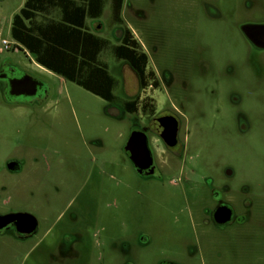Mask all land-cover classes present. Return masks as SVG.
<instances>
[{
  "label": "rangeland",
  "instance_id": "obj_1",
  "mask_svg": "<svg viewBox=\"0 0 264 264\" xmlns=\"http://www.w3.org/2000/svg\"><path fill=\"white\" fill-rule=\"evenodd\" d=\"M129 1L143 11L131 22L88 16L108 40L98 57L115 80L106 100L38 65L11 34L25 0H0V65L14 63L48 89L44 100L12 103L0 86V213L39 222L31 236L0 232V264H264V48L243 32L264 24V0ZM128 23L157 86L142 88L115 54ZM166 114L180 121L174 148L156 134ZM137 131L148 137L154 174L139 173L125 152ZM13 157L21 171L6 168ZM211 187L245 223L211 230Z\"/></svg>",
  "mask_w": 264,
  "mask_h": 264
},
{
  "label": "trees",
  "instance_id": "obj_2",
  "mask_svg": "<svg viewBox=\"0 0 264 264\" xmlns=\"http://www.w3.org/2000/svg\"><path fill=\"white\" fill-rule=\"evenodd\" d=\"M25 0L13 16V39L46 69L73 81L90 92L113 100L114 77L106 65L98 62L108 40L96 35L86 18L103 12V0ZM84 1V3H83ZM123 0H112V19L123 24ZM122 43L114 47L118 58L125 59L138 74L142 88L157 86L153 70L148 69L149 55L133 30L125 25L119 33ZM152 81V83H150ZM129 112L138 109V99L128 100Z\"/></svg>",
  "mask_w": 264,
  "mask_h": 264
},
{
  "label": "water",
  "instance_id": "obj_3",
  "mask_svg": "<svg viewBox=\"0 0 264 264\" xmlns=\"http://www.w3.org/2000/svg\"><path fill=\"white\" fill-rule=\"evenodd\" d=\"M245 35L257 46L264 48V24H247L243 26ZM33 82L31 89L27 91H12L11 94L35 95L37 90L44 85L43 82L28 76ZM156 132L162 137L169 146H175L178 143L179 124L173 116H163L157 119ZM125 152L133 162L137 171L141 174H151L156 170L155 160L149 145L147 135L142 131L135 132L125 146ZM228 174L232 171L228 170ZM223 216V218L220 217ZM215 217L220 222H226L233 218V209L227 206L220 207L215 212ZM8 224H15L19 233H34L38 226V220L35 216L24 213H7L0 215V228Z\"/></svg>",
  "mask_w": 264,
  "mask_h": 264
},
{
  "label": "flooded vegetation",
  "instance_id": "obj_4",
  "mask_svg": "<svg viewBox=\"0 0 264 264\" xmlns=\"http://www.w3.org/2000/svg\"><path fill=\"white\" fill-rule=\"evenodd\" d=\"M28 76L30 75L23 68H21L20 66L14 63L4 62L3 64H1L0 65V86H1V93L3 94L4 98L12 103L22 102L28 99L44 100L48 95V89L45 84L37 90L35 95L28 96L26 95V93L19 94V95L11 94L12 91H15V92L16 91H27L31 89V83L33 82V80H31ZM32 78L36 79L34 77ZM164 116L175 117L174 115H171V114H166ZM177 121L180 126L179 119H177ZM156 134L159 136L162 142L169 148H174L179 143L178 141V143L175 146H169L165 143V141L162 139V137L157 132ZM154 160H155V157H154ZM155 165H156V160H155ZM6 168L11 172L21 171L22 162L16 159L15 157L9 158L6 162ZM208 197L210 198L212 205L207 207L206 209V214L208 216L207 223L210 225L211 230L213 232H224V231L230 230V225H234L238 223L243 224L246 222L247 217L244 214L237 212L236 208L230 204V200L226 197V195H224V190L222 188L211 187L209 189ZM223 206H227L229 208L231 207L233 209V218L231 221L229 219L226 222H220L218 221V219H216L215 217L216 210ZM3 214H7V213H0V215H3ZM220 217L223 218L222 215H220ZM12 227L16 229V232L20 237L31 236L37 231L36 230L34 233H31V234L19 233L17 230V226L15 224H8L4 228H0V232L2 233L5 230L10 229ZM163 264H174V263L165 262Z\"/></svg>",
  "mask_w": 264,
  "mask_h": 264
},
{
  "label": "crops",
  "instance_id": "obj_5",
  "mask_svg": "<svg viewBox=\"0 0 264 264\" xmlns=\"http://www.w3.org/2000/svg\"><path fill=\"white\" fill-rule=\"evenodd\" d=\"M81 1L79 0L78 1V3H80ZM111 2V4H112V0L110 1ZM83 3H84V1H83ZM105 4H106V0H103V12H102V15H104V14H106V15H108V13H109V15L112 13V8L111 7H109V9L107 10L106 8H105ZM142 12L143 11H141L140 9H138L132 2H130L129 0H123V9H122V18H123V20L124 21H129V22H131V20H133V18L135 17V15L136 16H138V15H141L142 14ZM124 16H127V19H126V17H124ZM90 21H92L91 19H89L88 17L86 18V23L88 24V26H89V24H91V22ZM128 26L133 30V28H132V26H131V23H128ZM133 32H134V30H133ZM134 34H135V32H134ZM37 63V62H36ZM38 64V63H37ZM38 65H40V64H38ZM41 66V65H40ZM41 67H43V66H41ZM43 68H45V67H43Z\"/></svg>",
  "mask_w": 264,
  "mask_h": 264
},
{
  "label": "built area",
  "instance_id": "obj_6",
  "mask_svg": "<svg viewBox=\"0 0 264 264\" xmlns=\"http://www.w3.org/2000/svg\"><path fill=\"white\" fill-rule=\"evenodd\" d=\"M2 44L4 45L5 49L11 48L10 42L7 39H3Z\"/></svg>",
  "mask_w": 264,
  "mask_h": 264
}]
</instances>
